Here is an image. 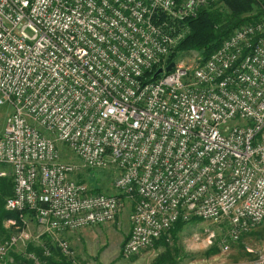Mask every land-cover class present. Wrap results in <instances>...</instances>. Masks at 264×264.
Returning a JSON list of instances; mask_svg holds the SVG:
<instances>
[{"label":"built area","instance_id":"obj_1","mask_svg":"<svg viewBox=\"0 0 264 264\" xmlns=\"http://www.w3.org/2000/svg\"><path fill=\"white\" fill-rule=\"evenodd\" d=\"M206 3L0 0V105L11 109L0 165L13 183L5 210L33 211L64 257L61 236L113 223L119 195L134 199L124 259L179 220L225 224L222 254L264 224V16L207 60L183 54L170 72L144 80L169 65L185 21ZM59 144L83 169L114 167L118 196L75 181L79 169L62 161ZM26 224L0 240V261L29 241ZM244 264H264V253Z\"/></svg>","mask_w":264,"mask_h":264},{"label":"rangeland","instance_id":"obj_2","mask_svg":"<svg viewBox=\"0 0 264 264\" xmlns=\"http://www.w3.org/2000/svg\"><path fill=\"white\" fill-rule=\"evenodd\" d=\"M215 4L221 6L219 0H207L203 8ZM198 54L196 51H190L185 53L184 57L192 63ZM178 65L180 64H176ZM10 113L11 109L7 104L0 105V136ZM58 151L66 165L71 164L79 169L80 173L77 172L78 174L73 176L75 181L86 184L93 193L118 196L112 184L114 177L117 176L114 167L86 170L62 144L58 145ZM0 171H4L6 177L11 178L8 167L0 165ZM118 197L122 204L117 219L113 223L84 228L61 236V239L69 246L71 257H69L71 253L64 257L56 243H53L50 236L43 233L35 220L26 217L25 229L30 235L29 241L17 243L9 250L5 259L0 261V264H43L44 262H41L34 254L43 248L49 250L50 257L53 256L52 261H57L55 259L59 252L61 257L71 264H244L255 261L258 255L264 253V224L252 230L253 235L248 234L249 232L243 234L236 244L230 246L228 253L222 254L219 242L224 239L226 225L198 222L187 224L176 235L171 236L170 232L166 233L165 243L156 248L151 247L138 256L124 259L122 248L131 229L134 199L122 195ZM5 226L8 224L6 223ZM17 228L22 227L14 228L13 234L18 232ZM55 248L58 252L54 250ZM32 258H35L37 262Z\"/></svg>","mask_w":264,"mask_h":264},{"label":"trees","instance_id":"obj_3","mask_svg":"<svg viewBox=\"0 0 264 264\" xmlns=\"http://www.w3.org/2000/svg\"><path fill=\"white\" fill-rule=\"evenodd\" d=\"M219 3H221V6L215 4L207 8L205 7L198 12L195 18L185 21L189 32L184 40L168 56L166 65L175 62L182 54L190 51H196L203 59H206L220 47L221 43L230 36L234 29L256 22L264 16V0H219ZM247 15L248 17H246ZM156 70V68H153L144 74L145 82L155 80L153 79V74ZM12 189L13 183L11 178H0V240L7 239L12 235L13 229L21 226L22 219L27 217L35 220L34 212L31 210L25 209L22 212H8L5 210V201L12 195ZM7 221H13L15 226L5 227V222ZM198 222L201 221L193 219L185 223L179 220L174 224L170 235H176L187 224ZM251 233L252 231L248 234ZM128 236L123 243H125ZM163 243H165L164 237L156 242L153 247L156 248ZM54 250L58 252L56 248ZM39 251L34 254L45 264H71L62 258L59 252L55 259L57 261H52L53 256L44 257L43 251Z\"/></svg>","mask_w":264,"mask_h":264},{"label":"water","instance_id":"obj_4","mask_svg":"<svg viewBox=\"0 0 264 264\" xmlns=\"http://www.w3.org/2000/svg\"><path fill=\"white\" fill-rule=\"evenodd\" d=\"M173 67H174V63H170L164 70L161 69V68L160 69H157L156 72L153 74V79H156L163 72H170Z\"/></svg>","mask_w":264,"mask_h":264},{"label":"crops","instance_id":"obj_5","mask_svg":"<svg viewBox=\"0 0 264 264\" xmlns=\"http://www.w3.org/2000/svg\"><path fill=\"white\" fill-rule=\"evenodd\" d=\"M5 224H6V222H5ZM6 227V226H5ZM4 240V239H3Z\"/></svg>","mask_w":264,"mask_h":264}]
</instances>
